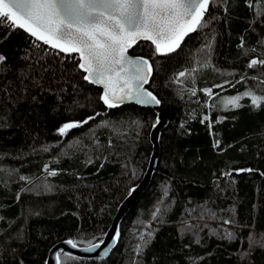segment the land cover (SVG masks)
Returning a JSON list of instances; mask_svg holds the SVG:
<instances>
[{
	"label": "trees",
	"instance_id": "1",
	"mask_svg": "<svg viewBox=\"0 0 264 264\" xmlns=\"http://www.w3.org/2000/svg\"><path fill=\"white\" fill-rule=\"evenodd\" d=\"M205 20L171 54L130 51L172 110L158 166L111 256L61 264H264V100L243 96L264 97V64L250 66L264 61V0H212ZM0 56V264H45L61 241L103 240L147 170L157 112L109 110L76 55L19 28L0 26Z\"/></svg>",
	"mask_w": 264,
	"mask_h": 264
},
{
	"label": "snow or ice",
	"instance_id": "2",
	"mask_svg": "<svg viewBox=\"0 0 264 264\" xmlns=\"http://www.w3.org/2000/svg\"><path fill=\"white\" fill-rule=\"evenodd\" d=\"M211 2L0 0V26L22 29L60 52L78 54V67L86 73L84 79L102 85L104 91L101 99L108 108L118 107L125 101L159 105L156 96L144 88L149 81L152 65L142 57H130L128 50L144 40L151 42L156 54L175 52L186 35L206 26L205 13ZM4 59L0 56V62ZM257 63L264 64V61L253 59L250 66ZM185 75V72L179 73L181 77ZM207 94L211 96V90H207ZM243 96L250 97L251 104L256 107L264 100V97L251 92H245ZM241 99V96H235L227 99L226 104L239 108ZM91 119L94 117L65 124L60 133L63 135ZM67 243L72 248L76 247L72 240ZM56 259L59 261L60 257Z\"/></svg>",
	"mask_w": 264,
	"mask_h": 264
},
{
	"label": "water",
	"instance_id": "3",
	"mask_svg": "<svg viewBox=\"0 0 264 264\" xmlns=\"http://www.w3.org/2000/svg\"><path fill=\"white\" fill-rule=\"evenodd\" d=\"M208 10H209V8H208ZM207 13H208V11H207ZM207 13H205V17L207 15ZM20 30H22V29H20ZM196 31L190 32L188 35H186L183 38V41L180 44V47L184 44L186 39L190 35L195 33ZM23 32H25V31H23ZM25 33L28 34L29 36H31L29 33H27V32H25ZM32 38L35 39V37H32ZM36 41L40 42L41 44L45 45L46 47H49V48H51V49H53V50H55V51H57V52H59L61 54L68 55V56H71V55L78 56V54H76V53L60 52L58 49L52 48L50 45H46L40 40H36ZM140 42L151 43L150 41H144V40L138 41L136 44H134L128 50V55L130 57H133V58L142 57L144 59H147L149 61V63L152 65V72H151L149 81H148L147 84L144 85V88L147 91H150L149 90V85H150V82L152 80L153 73H154V68H153V64H152L151 60L146 58V57L132 55L130 53V51L136 45H138ZM78 59H79V57H78ZM79 63H80V60H79ZM80 70L83 72L82 69H80ZM84 74L86 75V73H84ZM86 81L89 84H92L95 87H97L98 89H100L101 93L103 94L104 90H103L102 85H98V84L92 83L89 80H86ZM150 92L154 96H156L152 91H150ZM102 94H101V96H102ZM156 98L158 99L157 96H156ZM102 102H103V100H102ZM128 105H136V106L143 107V108L154 109L157 112V118L159 117V123H156L151 129L150 140H151V143H152L153 151H152V155L150 157V161H149L147 170H146L145 174L143 175L142 180L140 181V183L138 185H136L135 187H133L131 189L130 194L123 200V202L118 207V210H117V212H116V214H115V216H114V218L112 220V223H111V225H110L108 231L106 232V234H105V236H104L102 241H99L97 243L91 244L89 246L76 245L75 248H72L70 245H68V243H67L68 240L61 241V242L55 244L51 248V250L48 253V256H47L45 264H61L60 259H59V261H57V259H56L57 256L60 257V254H65V255L76 257V258H79V259H88V260H105V259L109 258L111 256L112 252L118 246V239H119V235H120V226H121L122 222L124 221V219L126 218L128 213L130 212L132 207L135 205V203L141 198V196L145 193V191L150 186V184L152 182V179H153L154 172L157 169L159 158H160V154H161V142H160L161 133L169 124L172 110H171L170 106H163L161 101H160L159 105H155V104H140V103H137L135 101H125V102L121 103L118 107H115V108H108L107 105H105V106L109 110H115V109H120V108H122L124 106H128ZM117 233L119 234L118 236H117Z\"/></svg>",
	"mask_w": 264,
	"mask_h": 264
},
{
	"label": "rangeland",
	"instance_id": "4",
	"mask_svg": "<svg viewBox=\"0 0 264 264\" xmlns=\"http://www.w3.org/2000/svg\"><path fill=\"white\" fill-rule=\"evenodd\" d=\"M227 99H229V98H227ZM227 99H225V100L223 101L224 104H226ZM226 105H228V104H226Z\"/></svg>",
	"mask_w": 264,
	"mask_h": 264
},
{
	"label": "bare ground",
	"instance_id": "5",
	"mask_svg": "<svg viewBox=\"0 0 264 264\" xmlns=\"http://www.w3.org/2000/svg\"><path fill=\"white\" fill-rule=\"evenodd\" d=\"M150 90V89H149ZM151 91V90H150ZM162 134V133H161ZM135 187V186H134Z\"/></svg>",
	"mask_w": 264,
	"mask_h": 264
}]
</instances>
